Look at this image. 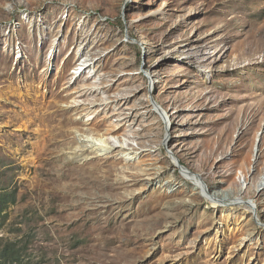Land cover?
Here are the masks:
<instances>
[{"label": "rangeland", "instance_id": "374dc122", "mask_svg": "<svg viewBox=\"0 0 264 264\" xmlns=\"http://www.w3.org/2000/svg\"><path fill=\"white\" fill-rule=\"evenodd\" d=\"M0 210L13 264H264V0H0Z\"/></svg>", "mask_w": 264, "mask_h": 264}, {"label": "bare ground", "instance_id": "6f19581e", "mask_svg": "<svg viewBox=\"0 0 264 264\" xmlns=\"http://www.w3.org/2000/svg\"><path fill=\"white\" fill-rule=\"evenodd\" d=\"M56 114V112H55ZM57 115V114H56ZM55 120V119H54ZM39 123H37V120H35L34 124H38L37 125V130H38V133L41 132H47V131H44L42 130L44 126V119L41 120V119H38ZM53 121V120H52ZM42 127V128H41ZM52 128V127H51ZM47 130V129H46ZM50 130V129H49ZM51 132V131H50ZM40 133V134H41ZM106 136L108 137L109 136V139H108V142H109V146H103V145H100V144H97V143H94V145H92L89 149H84L83 146L78 150V149H75L74 152L71 153V156L70 158L75 160V159H82V160H88V158L90 156H105V155H108L110 154V151L113 152L115 151L118 147L116 144H114V141L112 140V138L114 137V131L112 130H109L106 134ZM38 137H41V136H38ZM258 140V135H257V138H256V141H255V144ZM86 148V147H85ZM121 148L123 151H126L127 149L125 148H122L121 146L119 147ZM170 159L172 160L173 164L174 165H177L179 166V164L177 163V160L172 156L170 155ZM35 162V161H34ZM141 163V162H140ZM185 166V165H184ZM186 167V166H185ZM187 169H189L188 167H186ZM182 168H180L181 170ZM147 169H144V171L146 172ZM190 170V169H189ZM191 171V170H190ZM182 172V175L188 179L189 181L192 182V184L194 185L193 186V191L195 192H198L199 194H201L203 197L211 200L212 199V202L214 204V207H224V212L225 214H227L229 217L231 214H234L235 213V209L234 207H230V208H226L228 205L230 206H235V205H244L247 207V209H251L253 211V206H252V203L249 202V201H246L240 197H237V198H231L230 195H227V194H224V193H220L218 191L216 192H212L207 185L204 184L202 178L200 177V179L198 178L199 176L193 174V173H190L188 172L187 170L183 169L181 170ZM146 174V173H145ZM147 175V174H146ZM249 212V211H248ZM247 212V214H248ZM251 213V212H250ZM243 220V219H242ZM258 225V224H257ZM249 236H251V234H249Z\"/></svg>", "mask_w": 264, "mask_h": 264}, {"label": "water", "instance_id": "95a60500", "mask_svg": "<svg viewBox=\"0 0 264 264\" xmlns=\"http://www.w3.org/2000/svg\"><path fill=\"white\" fill-rule=\"evenodd\" d=\"M150 90H153V87H150ZM150 102H151V105L154 107V109L162 116V118L167 121V127H166V131H167V137L164 141V147L167 148L168 146V140H169V137H170V130H171V124H170V120H169V117H168V114L167 112L158 104V102L155 100V98L150 95ZM259 143V139L257 141V144ZM168 153L170 155H172L176 160H177V163L179 164V167L182 168V169H185L187 170L188 172L190 173H193L199 177H201L200 174L198 173H194L193 171H190L189 169H187L181 162V160L171 151V150H168Z\"/></svg>", "mask_w": 264, "mask_h": 264}, {"label": "trees", "instance_id": "16d2710c", "mask_svg": "<svg viewBox=\"0 0 264 264\" xmlns=\"http://www.w3.org/2000/svg\"><path fill=\"white\" fill-rule=\"evenodd\" d=\"M3 200L6 198L1 197ZM2 210H0V213ZM11 258V259H10ZM19 260V256L17 255L16 244L8 243L3 249H0V264H13Z\"/></svg>", "mask_w": 264, "mask_h": 264}]
</instances>
